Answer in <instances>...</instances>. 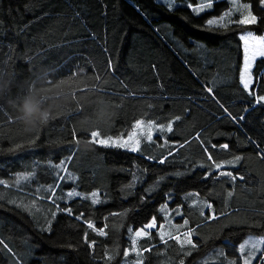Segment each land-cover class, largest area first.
Here are the masks:
<instances>
[{"label": "trees", "instance_id": "trees-1", "mask_svg": "<svg viewBox=\"0 0 264 264\" xmlns=\"http://www.w3.org/2000/svg\"><path fill=\"white\" fill-rule=\"evenodd\" d=\"M232 1L214 0L197 11L200 0H0V69L7 60L15 79L23 80L47 68L54 80L80 82L78 96L119 105L117 117L100 129L102 138H127L139 119L173 122L172 132L156 129L136 152L96 144L85 151L76 148L73 132L90 139V132L76 127L90 107L26 134L11 110L0 106V180L8 185L0 184V264H136L138 255H123L132 235L127 229L153 217L160 225L165 203L181 205L179 221L189 220L172 235L191 227L198 248L181 250L151 229L150 238L138 241L151 249L143 252V264H242L240 244L264 236V158L258 155L264 149V102H256L264 95V57L256 60L250 95L240 83L241 35L264 33V5L243 0L257 22L240 24V14L225 17ZM236 156L242 157L238 163H226ZM61 161L67 172L54 167ZM214 163L244 180L219 176ZM27 172L32 178L16 184V175ZM49 185L55 204L47 198L53 195ZM69 191L80 195L68 197ZM92 192L99 193V203L92 204ZM196 194L218 219H207L211 210L201 201L192 203ZM32 201L35 215L18 206ZM57 205L71 207L73 215L60 212L53 219ZM85 220L97 229L107 225V235L88 229ZM47 221L51 231H42ZM263 254L252 264H264Z\"/></svg>", "mask_w": 264, "mask_h": 264}, {"label": "snow or ice", "instance_id": "snow-or-ice-1", "mask_svg": "<svg viewBox=\"0 0 264 264\" xmlns=\"http://www.w3.org/2000/svg\"><path fill=\"white\" fill-rule=\"evenodd\" d=\"M260 3L262 5H264V0H260ZM205 6L206 7H211L210 0H209V3L207 5H205ZM249 7L250 6L247 5V4L243 5L244 9H249ZM201 10H202V7L197 9V11H201ZM223 19H224L223 17L220 18L221 21ZM238 22L240 24H254V23L257 22V18L249 10L247 15L243 16V18L240 19ZM207 23L209 25H213V24H217L218 21L217 20H209ZM242 39L244 40L245 44L247 45L248 44V38L242 37ZM252 39L257 40V39H261V38L252 37ZM251 51H252V55L248 56V58H247V66L245 68V71L240 76V83L243 85V89L245 91H249L250 95H255V93L250 90V86L252 84V78H251V75L248 73V68L251 66L252 59L254 58V56L256 54L264 56V50L254 49V50H251ZM4 75H5V73L3 72L2 69H0V77H3ZM15 75L16 74L13 73V77H15ZM71 75L75 76L76 73H73ZM96 78L100 79L99 76H97ZM80 91H84V90L81 89ZM207 91L209 93H211L212 89L208 88ZM92 94H96V93L93 92ZM256 102L257 103L264 102V95L257 96L256 97ZM0 106H2V104H0ZM74 112L78 115L80 110H76ZM180 119H181L180 116H176L175 117L176 121H179ZM240 119H243V117H240ZM134 128H135V131H132L127 136L126 139H124L123 137H118L116 139H113V137H111V136H107L106 138H102L100 130L92 131V132L89 133V135H90L89 142H91L92 144L99 145V146H104V147L113 146V147L124 148V149L131 150L133 152H136V151L140 150V144H141L140 137H144L147 141H152L153 140V131H154V129H158L161 132H165V131L166 132H172L173 131V122L170 121L166 125H164V124L157 125L154 121L149 120V121L145 122V120L139 119V120L136 121V123L134 125ZM137 131L139 132V135H137ZM73 139H74V141L79 140L76 137L75 132H73ZM33 143H34V141H33ZM167 143L168 142L165 141V144H167ZM181 146H183V145H181ZM17 147H23V145H17ZM213 147H215V146H213ZM221 147L223 149H228L229 146L227 144H224ZM256 147L259 148V145H257ZM258 155H260L262 158H264V149H260ZM208 159L212 160V156L209 155ZM241 159H242L241 156H236L233 161H229V162H226V163H228L230 165H235ZM164 162H165V160H161L160 161V163H164ZM64 165H65V162L61 161L59 164L54 165V167H56L58 169H62L65 172H67L68 170H67V168ZM213 167H214L215 170L218 171V175L219 176H227L232 181H235L237 179L244 180V176L243 175L237 176V175H234L233 172H231V171H219L220 169L225 167L224 164L214 163ZM33 175H34V173H32V172L18 173L16 175V178H15V183L16 184H20L22 181H27V180L31 179ZM69 176H71V173H69ZM59 178L61 180L65 179L64 176H60ZM0 184H4L5 186H8L7 182L4 181V180H0ZM47 191L51 192L53 194V195L48 196L47 198L49 200H52L53 204H55V200L53 198L54 194H55L54 187L49 185ZM78 195H80V194L77 193V192H74V191L67 192V196L68 197H73V196H78ZM228 196L231 197L232 196V192H228ZM90 197H91L92 204H96V203L100 202L99 198H98L99 197V193L92 192L90 194ZM84 198L88 199L89 197L85 196ZM3 199H4V197L0 196V200H3ZM9 203L15 204V201H9ZM18 206L22 207L23 210L28 211V212L32 213L33 215H35V213L33 212V209L36 208V202L35 201H32V202H30L28 204H21V205H18ZM205 206L208 209L211 210V214L207 217V219L215 220V219L219 218L217 216V214L215 213V211L213 210V206L211 204H207L206 203ZM166 209H167V205H165L162 210H166ZM60 212L67 213L69 216L73 215V211H72L71 207H67V208L61 209L57 205L56 206V211L51 213L53 219ZM176 214H178V215L181 214L179 212V209L176 210ZM200 214L202 216L204 215L203 212H201ZM82 215L83 214L77 215L75 218L77 220H80L82 218ZM111 215H117V214L116 213H112ZM85 223H86L88 229L98 232V234L100 236H106L107 235V232L105 231V228L107 227V225H104L103 227H100L99 229H97L96 226L90 220H85ZM50 225H51V221H47V226L46 227L45 226H41V230L42 231H51V226ZM187 225H189V220L188 219H184L183 220V224L177 226V230H179L180 227H185ZM159 227H160V229H163L164 228V224L161 223ZM156 228H157L156 217H153L150 222L144 224L143 226L139 227L135 231L133 230V228L129 227L127 229V231L132 234L131 235V241H130V247L124 250L123 255L125 257H127V256H129L130 252L134 253V254H136V255H138L140 257V259L136 262V264H143V252H149V251H151V249H149L147 247H143V248L138 247L139 238H143V237H149L150 238L151 237V233L148 230L156 229ZM195 234H196L195 229H193L191 227H188L180 235H172L169 232L161 231V232H159V238H160L161 241H164L165 243H167V240H165V237L167 236L169 239L176 241V243L180 246L181 250H184L186 247L189 248V249L195 250V249L198 248L197 243L194 242V240H193V236ZM87 235H88L87 233L84 234V238H85L86 242H87ZM95 243H96L95 241H91L89 243V247L90 248L94 247ZM249 243H251L253 249H255L256 251H259V247L258 246L261 243H264V239L248 240V241H245L244 243L240 244L239 251L242 254V264H252V260L255 259V256L253 254H251V253L244 254L245 250H246V245H248ZM0 244H3L2 240H0ZM6 247L7 246L5 245V248ZM9 251H11V250L9 249ZM185 254L188 255V254H190V252H185ZM218 255L224 256V253L221 251ZM261 258H264V256H262ZM111 259H113V258L109 257V260H111ZM179 264H184V260L181 259L179 261ZM204 264H208V262H204ZM228 264H237V261L235 259H232V260L228 261Z\"/></svg>", "mask_w": 264, "mask_h": 264}, {"label": "clouds", "instance_id": "clouds-1", "mask_svg": "<svg viewBox=\"0 0 264 264\" xmlns=\"http://www.w3.org/2000/svg\"><path fill=\"white\" fill-rule=\"evenodd\" d=\"M0 77V104L10 109L13 122L26 134H35L58 116L68 115L76 110L90 107L91 114L85 111L76 121L79 130L92 132L109 126L118 115L119 105L106 99L77 95V86L70 79L54 80L51 70L38 68L32 78L16 80L13 72L4 62ZM78 150H91L89 140L75 141Z\"/></svg>", "mask_w": 264, "mask_h": 264}, {"label": "rangeland", "instance_id": "rangeland-1", "mask_svg": "<svg viewBox=\"0 0 264 264\" xmlns=\"http://www.w3.org/2000/svg\"><path fill=\"white\" fill-rule=\"evenodd\" d=\"M200 1L201 2H207L209 0H200ZM212 1H214V0H210V2H212ZM245 4H247V3L244 2L243 0H233L232 1V6H231V11L225 17H233V16L236 17L237 15L240 14V16H242V18H243V16L247 15L249 10L251 11L250 7H249V9H244L243 8V5H245ZM205 5H207V4H205ZM242 37L248 38V44L246 45L244 40L242 39V41H243V63H242V68H241V74L244 73L245 68L247 66V58H248V56L252 55V51L251 50H254V49L264 50V33L263 34H256L254 32L248 31V32L243 33L241 35V38ZM252 37H257V38H261V39L254 40V39H252ZM260 57H264V56L256 54L254 56V58L252 59L251 66L248 68V73L251 75L252 83H253V78H254V73H253L254 72V66H255L256 60L258 58H260ZM241 74H240V76H241ZM155 130L156 129H154L153 134H154ZM137 135H139L138 131H137ZM124 139H126V138H124ZM140 139L142 140V139H145V138L144 137H140ZM187 196H190V195H187ZM192 201H193L192 203L196 202L198 204H201V202H202V205L204 207H206L205 206L206 203L209 204V202L207 200L203 199L202 197L198 196L197 194L195 196H193ZM199 201H201V202H199ZM165 205H167V209L166 210H162ZM177 209H179V212L181 214H179V215L176 214V210ZM161 211H162V213L164 215V221L162 222L164 224V228L160 229V227H159L160 225H158L157 226L158 231L159 232L166 231V232H169V233L173 234V232L177 230V226L183 224V222L179 221V220L181 219V215L183 213H185V210L182 209L181 205L180 206H171L169 203H165L161 207Z\"/></svg>", "mask_w": 264, "mask_h": 264}, {"label": "crops", "instance_id": "crops-1", "mask_svg": "<svg viewBox=\"0 0 264 264\" xmlns=\"http://www.w3.org/2000/svg\"><path fill=\"white\" fill-rule=\"evenodd\" d=\"M209 1L207 2H201L200 1V4L197 5V8H204L206 6H204L205 4H208ZM252 85V84H251ZM258 239H264V236H260V237H251L249 238L248 240H258ZM247 240V241H248ZM246 247H249V253L253 254L255 257L257 256V254H260V253H264V243H261L258 247H259V251H256L255 249L252 248V245L251 243H249L248 245H246ZM262 251V252H261ZM264 256V254H263ZM263 259V258H262Z\"/></svg>", "mask_w": 264, "mask_h": 264}]
</instances>
